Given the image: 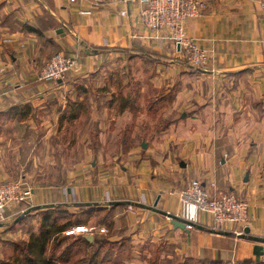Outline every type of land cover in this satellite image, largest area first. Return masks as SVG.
Here are the masks:
<instances>
[{
	"label": "crops",
	"instance_id": "1",
	"mask_svg": "<svg viewBox=\"0 0 264 264\" xmlns=\"http://www.w3.org/2000/svg\"><path fill=\"white\" fill-rule=\"evenodd\" d=\"M204 1L203 14L187 19L185 28L212 57L207 71L179 60L182 52L169 29L144 24L143 0H0V114L15 116L14 137L43 126L51 132L56 119L48 115L57 101L63 103L70 78L105 58L143 47L178 64L174 67L182 82L176 107L184 118L176 135L184 142L163 155L153 154L160 160L156 172L161 177L153 174L149 180L144 161V174L136 175L130 186L137 198L124 200L133 202L128 204L132 208L109 207L114 200H100L101 212L112 216L96 224V233L84 235L93 236L91 243L101 235L114 248L89 264H159L157 257H166L160 264H172L177 257L264 264V256L254 254L258 242L241 235L248 228L250 236L264 238V0ZM57 52L74 56L76 67L67 80L40 81L41 68ZM24 106L36 115H21ZM4 146L0 139V152ZM5 164L0 160V182L10 176ZM194 179L212 194L234 191L245 198L248 220L217 229L207 227L214 223L206 214L194 221V210L179 197V190ZM33 194L35 206L71 201V193L61 191ZM38 195L41 202H36ZM157 199L160 210L204 229L175 227L166 215L138 205L153 206ZM90 201L82 192L79 203ZM99 247L101 254L104 246Z\"/></svg>",
	"mask_w": 264,
	"mask_h": 264
},
{
	"label": "rangeland",
	"instance_id": "2",
	"mask_svg": "<svg viewBox=\"0 0 264 264\" xmlns=\"http://www.w3.org/2000/svg\"><path fill=\"white\" fill-rule=\"evenodd\" d=\"M170 59L173 58L138 47L105 58L87 72L72 76L61 95L63 103L57 101L48 115L56 119L51 132L43 126L38 132L14 137L15 116L0 114V139L5 144L0 160L4 159L10 174L2 182L22 181L36 192L71 193L67 208H56L58 221L85 223L95 230L96 224L112 216L101 212L100 200H121L119 205L132 208L124 200L137 198L130 186L136 175L144 174L140 173L144 161L148 163L149 180L153 174L161 177L156 172L160 160L153 154L163 155L184 142V138L176 135L184 118L176 107L182 76L178 67H174L178 64L172 65ZM179 60L189 64L183 53ZM19 112L25 117L36 115L31 106L20 107ZM84 191L91 200L89 205L79 203ZM34 197L33 194L30 203L21 206L24 209L21 213V207H14L8 221L1 225L4 232L0 233V264L12 258L17 242L28 240L38 230L42 215L49 210V205L32 210ZM36 202H41L39 195ZM110 204L109 207H114ZM65 210L69 213H64ZM22 214L25 215L20 217ZM202 214L205 213L197 212L194 221L198 222ZM83 235L62 233L48 251L54 258L53 264H89L114 248L101 235L87 245L81 238ZM99 246H104L101 254ZM160 249L156 246L155 252ZM165 258L156 259L160 264ZM170 261L196 264L181 257Z\"/></svg>",
	"mask_w": 264,
	"mask_h": 264
},
{
	"label": "built area",
	"instance_id": "3",
	"mask_svg": "<svg viewBox=\"0 0 264 264\" xmlns=\"http://www.w3.org/2000/svg\"><path fill=\"white\" fill-rule=\"evenodd\" d=\"M143 1L145 7L141 16L144 24L151 29H169L189 64L193 67L208 68L212 60L208 50L200 47L195 40L189 37L185 28L187 19L203 14L206 2L204 0ZM80 12L91 14V10H80ZM76 61L77 59L72 55L64 52L55 53L41 68L38 74L39 80L49 82L65 79ZM33 191L32 187L22 181L0 182V224L8 221L9 212H13L14 207L19 208L30 203ZM179 197L183 204L194 210L193 219H196L197 212L201 211L211 218L216 228L227 224H244L248 220L249 202L234 191L212 194L201 180L194 179L179 190ZM22 211L24 209L21 207ZM188 228L191 229L192 226L188 225ZM94 230L93 226L75 225L64 233L73 235L92 233ZM101 231H105V228H101Z\"/></svg>",
	"mask_w": 264,
	"mask_h": 264
},
{
	"label": "trees",
	"instance_id": "4",
	"mask_svg": "<svg viewBox=\"0 0 264 264\" xmlns=\"http://www.w3.org/2000/svg\"><path fill=\"white\" fill-rule=\"evenodd\" d=\"M119 205V204H117ZM116 206V205H114ZM43 215L38 230L31 233L28 240H22L15 244V250L12 258L2 262V264H53L54 258L49 254V248L55 244L60 235L64 233L68 228L75 226L71 220L65 222H59L57 218V210L59 207H66L67 204H55L48 206ZM68 214V210H65ZM57 215V216H56ZM85 223H77L76 225H84ZM83 241L89 245L91 244L85 235L81 237ZM96 242V237L94 239ZM97 252V251H96ZM191 260V259H190ZM196 264H220L221 261L200 260L193 261Z\"/></svg>",
	"mask_w": 264,
	"mask_h": 264
},
{
	"label": "water",
	"instance_id": "5",
	"mask_svg": "<svg viewBox=\"0 0 264 264\" xmlns=\"http://www.w3.org/2000/svg\"><path fill=\"white\" fill-rule=\"evenodd\" d=\"M196 69L200 70V71H207V70H205V68H200V67H196ZM158 199H157V201L155 202V204L153 206H148V205L143 204V203H140L138 205L143 207V208L151 209V210H154L156 212H160V213L166 215L167 217H169L171 219V221H172V223L174 224L175 227H180L182 229H189L188 225H191L192 227H196V228H199V229H204V226H202L200 224H197L194 221L185 219V218L180 217V216H178L176 214H172V213L160 210L159 208H157ZM119 203H121V202H118V201H113L112 202V204H114V205L119 204ZM127 203L128 204H134L133 202H127ZM53 205H55V204H50L49 206H53ZM41 207H43V206L42 205H37V206H34L32 208V210L33 209H38V208H41ZM30 210H28L27 212H29ZM27 212H24V213L26 214ZM25 214H22L20 217H23ZM1 225L2 224H0V226ZM248 233H249V229L247 228L245 230V233H243L241 235H242V237H246V238H248V239H250L252 241L258 242V244H256L254 246V254L257 255V256H264V238H260V237H256V236H250ZM226 234H229V232H227ZM85 237L88 240H92L93 239L92 235H85Z\"/></svg>",
	"mask_w": 264,
	"mask_h": 264
}]
</instances>
